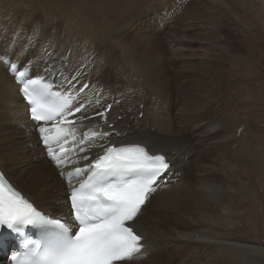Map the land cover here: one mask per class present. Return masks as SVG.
I'll use <instances>...</instances> for the list:
<instances>
[{
    "label": "bare ground",
    "instance_id": "bare-ground-1",
    "mask_svg": "<svg viewBox=\"0 0 264 264\" xmlns=\"http://www.w3.org/2000/svg\"><path fill=\"white\" fill-rule=\"evenodd\" d=\"M1 5L2 1L0 60L9 57L30 76L55 75L63 83L64 77L79 73L77 88L89 81L87 118L78 113L65 137L73 163L64 170L87 166L110 145L135 142L169 161L156 192L130 222L142 237V253L117 264H167L159 262L158 253L176 258L177 264H264V244L241 242L230 235L232 222L220 229L213 217L220 192L213 174L218 157L225 159L230 150L224 116L213 110L212 97L227 78L213 60L231 51L228 40L220 43L214 37L231 35L223 28L232 22L231 10L218 6L225 19L215 28L198 15L202 4L187 10L175 0H67L54 14L45 12L48 6L43 12L38 7L24 8L25 12L13 7L11 12L8 7L1 10L6 8ZM182 34L197 35L192 44L211 47L193 48L180 38ZM159 45H165L167 53L156 48ZM167 62L174 70L179 68L174 91L163 77ZM107 104L112 107L107 120L101 121L95 113ZM105 132L110 135H102ZM84 156L89 159L82 160ZM0 168L50 217L69 213L70 186L46 159L19 87L4 63H0ZM225 203L229 205L228 199ZM222 213L228 217L226 206Z\"/></svg>",
    "mask_w": 264,
    "mask_h": 264
},
{
    "label": "snow or ice",
    "instance_id": "snow-or-ice-1",
    "mask_svg": "<svg viewBox=\"0 0 264 264\" xmlns=\"http://www.w3.org/2000/svg\"><path fill=\"white\" fill-rule=\"evenodd\" d=\"M7 68L21 85L19 91L27 101L31 120L39 129L47 157L60 169L61 176L67 175L72 214L71 222L47 218L0 172V227L6 226L18 234L27 225H50L54 229L44 244L28 241L31 249L23 259L13 256L14 264H117L141 254L142 237L128 223L141 213L142 206L156 190L157 180L169 168L164 157L149 155L138 144H113L104 148L86 168H76L74 174H66L64 168L73 161L61 140L71 134L72 122L68 116L81 113L82 118H87L89 85L85 83L77 88L80 82L77 73L71 78L64 77L60 91H54L53 84L43 76L33 78L28 69L20 70L10 62ZM111 107L108 105L95 114L106 121ZM50 122L51 128L46 126ZM53 130L55 136L50 135ZM85 174L87 179L78 187L71 185L73 179Z\"/></svg>",
    "mask_w": 264,
    "mask_h": 264
},
{
    "label": "rangeland",
    "instance_id": "rangeland-1",
    "mask_svg": "<svg viewBox=\"0 0 264 264\" xmlns=\"http://www.w3.org/2000/svg\"><path fill=\"white\" fill-rule=\"evenodd\" d=\"M1 1V6H6L1 10L7 11L8 7L11 12L14 9L25 12L24 8L27 10L28 7L31 9L38 7L43 12L49 7L50 9L45 12L53 14L63 10L64 8L59 6L67 2V0ZM175 1L186 4L187 10H197L199 4H202L203 8L198 15L215 28H220L218 24L223 23L225 19L218 6H223L232 12V22L227 21L225 23L228 25L223 26V28L227 27L231 35L220 33L214 37L220 43H226L227 41L224 40H228L231 51L226 54L227 57L222 54L226 61L222 57L219 59L218 56L216 60H213V63L215 61L219 63L223 76L226 74L223 79L227 78L225 82L222 81L221 90L212 97L213 110L217 114H222L226 120L223 122V127L226 129L225 134H228L230 143L228 157L225 159L222 155L218 157L219 165L216 167L218 171L213 174L215 184L220 186V192L215 199L217 204L214 207L213 217L220 229L222 225L226 226L232 222L235 228L230 235L242 239L241 242L250 245L264 244V0ZM175 7L178 8L177 5ZM53 9L58 11H52ZM241 27L244 29L242 30ZM195 36L197 35L185 37L182 34L180 38L191 42L193 48L211 47L209 43L207 46L202 45L203 47L192 44ZM242 38L245 40L244 43ZM164 47L166 46L159 45L156 48L163 49L167 53ZM168 64L169 62L163 63V77L166 87L174 91V79L179 68L174 70L173 65L168 66ZM176 65L179 66L178 62ZM185 81H183L185 84L188 83ZM223 87L227 89L226 94L223 92ZM241 148H243L242 151H240ZM243 159L245 163L242 164ZM225 199H228L229 205L225 203ZM224 206L227 208L228 217L222 213ZM159 254L157 256H160V259L167 256L163 253ZM162 259L159 262L167 261V264H177L176 258L171 259L167 256L165 260Z\"/></svg>",
    "mask_w": 264,
    "mask_h": 264
}]
</instances>
